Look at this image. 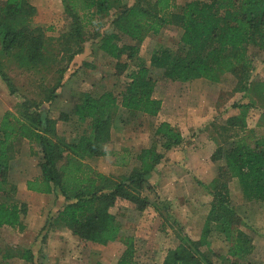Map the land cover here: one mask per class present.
<instances>
[{
	"label": "trees",
	"instance_id": "1",
	"mask_svg": "<svg viewBox=\"0 0 264 264\" xmlns=\"http://www.w3.org/2000/svg\"><path fill=\"white\" fill-rule=\"evenodd\" d=\"M122 1L63 0L72 17L73 31L69 41L82 39L86 21L100 22L114 10L110 23L113 31L100 41V49L107 56L120 60L127 54L128 59L135 62L139 46L145 39L170 26L182 30V48L179 51L166 48L154 52L150 65L139 61L129 75L130 82L119 95L114 91L98 96L83 94L76 110L82 126L76 144L50 143L48 135L53 132L55 122L47 117L31 118L26 111L23 113L26 118H20L17 113L6 112L0 123V194L5 196L0 202V229L9 227L23 232L27 228L28 205L17 199V186L9 185L10 162L24 140L37 142L43 157L39 163L40 175L27 181V189L64 199L62 207L44 228L51 224L67 227L84 247H105L119 242L125 250L118 264H137L136 238L125 233L123 220L126 213L119 217L111 209L118 202L125 201L135 205L136 212L142 213L153 207L163 220H170L171 202L151 201L150 196L144 194L154 190L150 180L164 158L157 146L162 142L169 151L183 146L185 138L170 123L159 124L152 147L142 149L134 156L126 152L115 161V166L122 168L134 163L131 172L118 179L97 172L85 160L110 154L102 147L109 142V131L120 111L132 116H159L163 101L155 97L157 84L152 76L155 70L161 71L165 79L180 83L199 79L218 83L223 75L230 74L238 80L236 88L250 94L251 86L255 84L252 79L255 62L250 52L264 50V0H194L181 7L173 0H136L131 7L119 8ZM35 13L36 8L27 0H3L0 5L2 52L5 57L13 55L27 70L47 62V39L43 30H32L28 26ZM124 37L137 46L122 45ZM130 63L118 62V73L127 69ZM65 73L63 68L58 87L62 86L61 79ZM0 77L15 94L14 83L1 62ZM237 107L241 109L238 116L231 117L224 125L213 126L216 132L220 131V139L213 138V134L211 136L217 144L211 159L218 164V171L210 184L200 183L213 197L203 241L208 242L213 224L228 246L227 259L221 264H254L250 256L256 247L250 235L242 229L244 221L229 200V184L235 180L248 202H264V138L247 126L246 120L254 104L250 102ZM113 156L117 154L113 153ZM5 186L11 189H2ZM187 242L182 238L176 248L169 249L163 264H215L210 255ZM10 249L5 251V258L33 261L32 250L16 253Z\"/></svg>",
	"mask_w": 264,
	"mask_h": 264
},
{
	"label": "rangeland",
	"instance_id": "2",
	"mask_svg": "<svg viewBox=\"0 0 264 264\" xmlns=\"http://www.w3.org/2000/svg\"><path fill=\"white\" fill-rule=\"evenodd\" d=\"M27 1L36 8L28 26L32 30L42 29L47 39V62L36 69H24L13 55L5 57L0 45L2 68L10 76L16 89L15 94H12L0 77V123L6 112L17 113L20 118H26L23 115L26 111L31 118L47 117L55 122L53 132L48 135L53 145L58 143L70 146L77 143L82 126L76 110L83 94L98 96L106 91H114L119 95L127 82H130L129 75L136 69L139 61L150 65L154 52L166 48L179 51L182 48V30L170 26L145 39L139 46L135 59L137 61H130L127 54L116 60L100 49L101 39L113 31L110 23L114 10L100 22L86 21L82 29V39L69 41L73 31L72 17L63 0ZM191 1L194 0H173L179 7ZM1 3L3 0H0V5ZM135 3L136 0H123L118 6L131 7ZM121 44L137 46L127 37L123 38ZM250 53L255 62L252 74L255 84L251 86L250 94L238 90V80L230 74L223 75L218 83L204 79L180 83L165 79L161 71H153L152 76L157 84L155 97L164 103L159 116H132L120 111L115 125L109 131V142L102 147L110 154L85 160L97 172L118 179L129 174L134 163L122 168L115 166V161L126 152L134 156L142 149L152 147L159 124L170 123L185 138L183 146L169 151L164 148L162 142L157 146L158 152L164 154V158L154 171L157 172L154 179L151 178L150 181L154 190L145 191L144 194L149 195L151 201L171 202L170 220H163L153 207L142 213L136 212L135 205L125 201L118 202L116 207L111 209V212L119 217L126 213L123 220L126 224L125 233L136 238L137 264H163L168 250L176 248L182 238L184 241L188 240L190 246H198L200 251L210 255L215 264L226 261L227 243L213 224L208 242L203 241L205 221L211 210L213 197L200 183L208 185L217 177L218 164L213 163L211 157L217 149L213 138L220 139V131L216 132L213 126L224 125L231 117L238 116L241 111L237 107L239 104H254L246 120L247 126L249 129H255L257 135L264 138V50H252ZM118 62L131 63L122 73H118ZM63 68L66 73L61 79L62 86L58 87ZM51 92L52 96L49 94ZM19 148L10 162L9 185H17L27 177L35 178L34 174L39 170V163L43 158L42 148L37 142L24 140ZM113 153L117 156H113ZM3 188L11 189L10 186ZM229 190V200L244 221L242 229L250 235L256 247L250 260L254 264H264V202L250 203L245 200L235 180L229 184ZM20 195L22 194L17 192L16 197ZM41 195L26 192L20 199L28 205L26 221L33 223L30 231L28 228L23 232L7 227L0 229V249L7 246L15 249L16 253L31 249L35 256L34 263L16 257L18 259L9 264L118 263L125 250L124 245L119 242L110 243L105 247H84L67 232L55 239L50 237L49 233L44 235L42 227L56 215L64 199L55 200L54 196ZM4 197L0 194V202ZM27 239L32 243L29 244ZM60 249L61 254L58 251ZM55 250L59 255H56Z\"/></svg>",
	"mask_w": 264,
	"mask_h": 264
},
{
	"label": "crops",
	"instance_id": "3",
	"mask_svg": "<svg viewBox=\"0 0 264 264\" xmlns=\"http://www.w3.org/2000/svg\"><path fill=\"white\" fill-rule=\"evenodd\" d=\"M163 106H164V103H163ZM155 173L157 174V172H154L153 173V177H152V179H154V176H155ZM40 175V172H38V171H36V173L34 174V177H38ZM33 179V177H27V178H24V180H22V181H20V182H18L17 183V189H18V193L19 194H22V195H25V193L26 192H28V193H30V194H34V195H39V196H42L41 194H38V193H35V192H31V191H28V189H27V185H26V183H27V181L28 180H32ZM151 181V180H150ZM22 195H20V197L18 196V200L20 201V199H21V196ZM47 197H51V196H54V198H55V200H58V197L56 196V195H54V194H51V195H46ZM23 198V197H22ZM63 205V204H62ZM62 207V206H61ZM53 208H54V206H53ZM59 211V210H58ZM57 211V212H58ZM56 212V213H57ZM55 216V215H54ZM54 216H52V217H54ZM51 217V218H52ZM48 222V221H47ZM47 224V223H46ZM26 226H27V228H28V230L30 231L32 228H33V223L32 224H29L28 223V221H26ZM41 226H43V225H41ZM45 226H43L42 228H43V230H42V232L44 231V235L45 234H47L48 235V233L50 234V237L51 236H53V238L55 239V238H60L63 234H66L65 232H67L68 234H71V237L73 236V237H75L76 239H78L79 240V242L81 243V241H80V239L78 238V237H76V236H74L73 234H72V232H71V230L69 229V228H67V227H63V226H61V225H54V224H51V225H48V226H46V228H44ZM5 228V227H4ZM7 228H9V227H7ZM27 228H26V230H27ZM38 228H40V227H38ZM2 229V228H1ZM25 230V231H26ZM40 230V229H39ZM70 232V233H69ZM56 234V235H55ZM60 234H62V235H60ZM29 239V238H28ZM28 239H27V241H28ZM30 240V239H29ZM65 242H67V241H65ZM28 243H29V241H28ZM30 243H32V242H30ZM29 243V244H30ZM8 249H10L9 247H7V246H5V248H1L0 249V254H1V256H0V264H9V262H11L12 260H14V259H18V258H16V257H12V258H5V251H7ZM11 250V249H10ZM15 250V249H14ZM31 250V249H30ZM74 250H76V249H74ZM58 251H60V254L62 253V250L60 249V250H58ZM58 251L57 250H55L54 252L56 253V255H59L58 254ZM105 252H107V251H105ZM21 260H25V259H22V258H20ZM120 259V258H119ZM26 261V260H25ZM119 261V260H118ZM35 262V256H34V258H33V261H30V263H34ZM101 264H104V263H101ZM118 264V263H117Z\"/></svg>",
	"mask_w": 264,
	"mask_h": 264
}]
</instances>
